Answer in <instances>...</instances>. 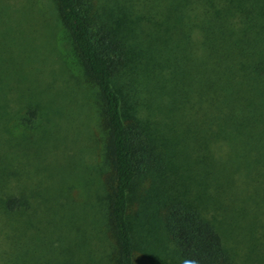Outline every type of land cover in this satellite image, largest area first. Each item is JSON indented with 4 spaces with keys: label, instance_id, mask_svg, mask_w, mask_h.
<instances>
[{
    "label": "trees",
    "instance_id": "1",
    "mask_svg": "<svg viewBox=\"0 0 264 264\" xmlns=\"http://www.w3.org/2000/svg\"><path fill=\"white\" fill-rule=\"evenodd\" d=\"M38 1L31 0L26 10L23 0H0V85L11 81L12 87H23L19 93L0 94V111H5L1 128L6 131L7 121L25 130L57 125L70 104L77 103V86L43 84V71L34 67L49 60L39 56L32 30L36 26L27 17L40 13L42 39L51 36L54 58L62 63L54 37L58 30L66 32L62 40L97 90L109 138L111 187L99 216L108 229L97 225L95 230L112 234L114 260L104 242L93 256L86 254V261L69 253L55 264H136L139 249L130 210L137 192L138 201L146 198L145 206L154 198L161 200L157 214L169 243L167 254L181 264H264L260 255L248 257L255 260L251 262L237 259L219 227L203 215L201 203L182 196L179 189L170 194L166 185L171 176L164 178V172L175 175L180 166L166 141L167 135L170 141L179 139L176 126L187 137L179 149L184 162L198 156L201 174L218 189L233 187V174L240 171L254 183L248 168L259 161L264 166V0ZM65 68L61 70L66 74ZM82 99L87 110L83 117L91 120L87 96L82 94ZM140 106L148 113L143 122L134 113ZM223 143L229 154L224 161L219 148ZM3 146L8 150V142ZM10 165L0 158V222L22 239L25 229L35 226L32 197L38 194L8 189ZM102 168L92 169L99 178ZM145 179L150 186L139 190ZM95 190L98 200L101 191L98 186ZM5 229L0 228V236ZM141 235L148 253L143 256L150 264H160L156 261L162 257L155 251L160 243L153 245L158 238L144 231ZM28 239L21 250L11 242L13 248L0 255V264H50L37 253L38 241L42 253L46 250L43 240Z\"/></svg>",
    "mask_w": 264,
    "mask_h": 264
},
{
    "label": "rangeland",
    "instance_id": "2",
    "mask_svg": "<svg viewBox=\"0 0 264 264\" xmlns=\"http://www.w3.org/2000/svg\"><path fill=\"white\" fill-rule=\"evenodd\" d=\"M23 1V5L28 10L31 0ZM27 17L32 20V25L36 26H32V30L35 33V48L39 50V56L49 58L44 62L33 64L36 69L43 71V79L40 78L42 83L53 82L51 86L64 84L66 88L69 85L77 86L78 96L75 99L77 103L70 104L69 110L66 109L65 118H62L60 124L57 122V125H52L50 122L25 130L18 123L15 122L16 125L12 121H7L4 123L6 131L0 126V156H2L0 158L11 164L8 177L5 179L6 186L11 191L21 188L28 195L33 192L38 194L32 197L33 206H37L34 207L33 213L31 212V220L35 222V226L25 229L24 238L16 239L15 234L7 230L9 227L1 225L5 222H0V228H6L5 236H0V255L5 257L4 254L12 250L11 242L14 244L17 242L16 247L21 250L25 244V238L28 241V238L32 239L33 236L35 242L37 237L43 240L46 250L42 253V242L38 241L40 247L37 253L50 264L52 262L55 264L56 258L69 253L83 262L86 254L93 256L99 244L104 242L111 246V257L114 260L112 234L107 232L98 234L95 230L97 225H102L103 231H106L105 228L108 229L107 225H103L100 221L99 216L102 202L106 201L111 187L109 138L97 90L93 88L91 80L70 49L71 47L62 40L66 35L63 28L64 35L62 36L58 30L59 34L54 39L65 63H62L59 58H54L56 47L54 48L51 36L45 41L42 39L45 36V30L39 25L40 13H28ZM24 28L26 31L27 27ZM65 41L68 42L67 39ZM61 67L65 68L67 75ZM19 91L22 92L23 87L14 88L11 81L0 85V94L4 96H9L13 92L19 93ZM82 94L87 96L86 103L91 110V120L83 117L87 110ZM126 104L128 108H131L129 102ZM4 113L5 111H0V115ZM134 113L142 122L145 120V115H148L147 109L141 106L136 107ZM148 126L151 128L150 124ZM176 133L179 136L178 140L170 141L168 135L166 140L170 144L169 151L173 161L180 164L177 167V174L172 175L170 171L164 172V178L171 176L166 187L172 192H168L176 194L174 190L179 189L182 196L184 194L192 202L194 199L200 202L202 207L199 206V208L203 211V215L219 227L222 240L237 259L251 262L255 260L248 258L250 256H264V166L261 161L258 164L252 163L248 168L252 173L250 179L254 183L246 181L243 178L244 173L240 171L233 174V187L218 189L212 180L201 174L202 166L198 156L194 154L187 157L184 162L179 149L187 142V137L184 132L179 131L177 126ZM5 142H8V150L3 146ZM15 142L21 143V146L18 148ZM219 148L225 155L222 160L224 161L229 157L226 150L228 146L223 143ZM4 155L7 158H4ZM165 159L166 161L169 159L167 153ZM96 166L103 167L102 175L100 174L102 179L92 170ZM16 173L18 175L20 173V176L14 175ZM98 179H101L100 183ZM145 180L138 185L139 190L150 186L148 180ZM175 180L178 183L177 186ZM87 181L90 183H86ZM96 186L101 191L99 193L101 197L98 199L100 201L95 198ZM159 189L156 192H159ZM139 197L137 192L130 210L131 227L134 228L135 243L139 249L135 256L136 264H150L143 256L146 244L143 243L141 231L154 235L155 240L158 238L153 245L156 247V244L160 243L155 250L160 255L155 256L158 258L161 256L162 259L159 258L156 262L181 264L175 257L168 255L170 253L167 254L169 243L158 223L157 212L161 200L154 198L147 201L145 206L142 201H146V198L138 201ZM61 230L64 231L61 232L64 236L60 233ZM30 242L31 240L27 243Z\"/></svg>",
    "mask_w": 264,
    "mask_h": 264
}]
</instances>
